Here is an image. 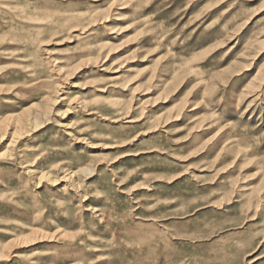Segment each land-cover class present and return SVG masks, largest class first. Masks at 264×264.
Instances as JSON below:
<instances>
[{
    "label": "rangeland",
    "instance_id": "rangeland-1",
    "mask_svg": "<svg viewBox=\"0 0 264 264\" xmlns=\"http://www.w3.org/2000/svg\"><path fill=\"white\" fill-rule=\"evenodd\" d=\"M0 70V264H264V0H0Z\"/></svg>",
    "mask_w": 264,
    "mask_h": 264
},
{
    "label": "bare ground",
    "instance_id": "bare-ground-1",
    "mask_svg": "<svg viewBox=\"0 0 264 264\" xmlns=\"http://www.w3.org/2000/svg\"><path fill=\"white\" fill-rule=\"evenodd\" d=\"M1 3H2V2H1ZM8 4H9V3H8ZM20 12H21V11H20ZM29 29H30V28H29ZM35 43H36V42H35ZM18 45H19V44H18ZM24 47H25V46H24ZM232 49H235V48H232ZM7 58H8V57H7ZM91 59H92V58H91ZM22 67H23V66H22ZM23 68H24V67H23ZM1 70H2V69H1ZM1 70H0V71H1ZM32 76H33V75H32ZM31 81H32V80H31ZM38 81H39V80H38ZM46 81H47V80H46ZM48 81H49V80H48ZM32 82L35 83L34 80H33ZM40 82H41V81H40ZM40 82H39V84H41L42 82H45V80H44V81L42 80L41 83H40ZM28 83H29V82H28ZM37 83H38V82H37ZM35 84H36V83H35ZM23 86H24V84H23ZM33 86H34V84H33ZM35 86H36V85H35ZM35 86H34V87H35ZM45 86H46V85H45ZM24 87H25V86H24ZM28 87H29V88H28ZM37 87H38V85H37ZM26 88L30 89V86H27V85H26ZM35 88H36V87H35ZM47 91H48V90H47ZM9 92H10V89H9ZM26 92H27V91H25V93H26ZM44 92H45V91H44ZM45 93H46V92H45ZM34 94H35V93H34ZM48 94H49V93H48ZM21 96H22V95H21ZM47 98H48V97H47ZM41 113H42V112H41ZM46 113H47V112H46ZM46 113H42V116L44 115V116L46 117ZM39 114H40V113H39ZM47 114H48V113H47ZM7 117H8V116H7ZM9 117H11V116H9ZM9 117H8V118H9ZM37 117H38V116H37ZM0 118H1V117H0ZM17 118H18V116H17ZM20 118H21V117H20ZM29 119H30V117H29ZM31 119H32V118H31ZM31 119H30V120H31ZM37 119L39 120V118H37ZM43 119H44V118H42V120H43ZM11 120H12V117H11ZM13 120H14V119H13ZM30 120H29V121H30ZM29 121H28V122H29ZM32 121H33V120H32ZM8 122H10V121H8ZM11 122H12V121H11ZM34 122H35V121H34ZM34 122H33V123H34ZM37 122H38V121H37ZM30 123H31V122H30ZM38 123H39V122H38ZM5 124H7V123L4 122V125H5ZM31 124H32V123H31ZM34 125H36V124H33V126H34ZM6 131H7V134H8V130H6ZM9 133H10V132H9ZM7 134H5V135H7ZM10 134H11V133H10ZM13 135H14V134H13ZM19 135L22 136L21 134H19ZM0 136H1V135H0ZM16 136H17V133H16ZM16 136H13V137H16ZM2 139H4L3 136H2V138H1V140H2ZM10 140H12V139H10ZM10 144H12V143L10 142ZM226 144H227V143H226ZM13 145H14V144H13ZM250 150H251V149H250ZM8 155H9V154H8ZM59 165H60V164H59ZM54 169H55V168H54ZM72 173H73V172H72ZM2 185H3V184H2L1 181H0V186H2ZM4 185H5V184H4ZM1 196H2V195H1Z\"/></svg>",
    "mask_w": 264,
    "mask_h": 264
}]
</instances>
